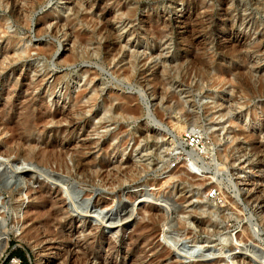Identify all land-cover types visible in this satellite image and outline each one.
<instances>
[{
    "label": "rangeland",
    "instance_id": "1",
    "mask_svg": "<svg viewBox=\"0 0 264 264\" xmlns=\"http://www.w3.org/2000/svg\"><path fill=\"white\" fill-rule=\"evenodd\" d=\"M5 158L0 264H264V0H0Z\"/></svg>",
    "mask_w": 264,
    "mask_h": 264
},
{
    "label": "bare ground",
    "instance_id": "2",
    "mask_svg": "<svg viewBox=\"0 0 264 264\" xmlns=\"http://www.w3.org/2000/svg\"><path fill=\"white\" fill-rule=\"evenodd\" d=\"M24 57V56H23ZM143 102H144V100H143ZM144 104H145V102H144ZM148 108L146 107V110H147ZM151 118V117H150ZM155 122V121H154ZM160 122V121H159ZM175 128H176V131H178V134L183 130V127L181 126V125H175ZM182 132H184V130L182 131ZM214 139V138H213ZM215 140V139H214ZM216 143V142H215ZM213 149V148H212ZM210 152V151H209ZM209 152H207V153H204V155H209ZM29 154V153H28ZM25 156V155H24ZM186 157H187V161H186V163L185 164H187L191 169H195L197 166H202V167H204L205 166V168L206 167H211V166H209V164H207V163H205V161H204V158H201L200 156H199V154L198 153H196V152H189V153H186ZM205 158H206V156H205ZM2 159V158H1ZM0 159V169L2 170V174L1 175H5V176H7V179H6V181H7V184L8 183H11V180L14 178L13 176H20V178L22 179H24V174H25V171H22V169L21 168H17V166L14 164H12V162L7 158H5L4 160H1ZM22 161V160H21ZM17 162V161H16ZM4 163H8L9 164V168H5V166H3L4 165ZM14 163V162H13ZM213 163V162H212ZM16 164H18V163H16ZM216 165V164H215ZM1 166L3 167V168H1ZM213 166V165H212ZM213 167H215V166H213ZM35 168H37V167H35ZM38 169V168H37ZM201 169V168H200ZM209 169V168H208ZM41 170V169H40ZM80 171L79 172H81V169H79ZM42 171V170H41ZM83 171V170H82ZM43 172V171H42ZM84 172V171H83ZM47 177H51V174H49V173H47V172H43ZM87 174V173H86ZM54 177V176H53ZM58 179V178H57ZM89 179H90V177H89ZM88 179V180H89ZM59 180V179H58ZM93 180V179H92ZM10 181V182H9ZM24 182V181H23ZM22 182V183H23ZM21 183V181H16L15 183H14V189L13 190H16V191H18V192H20L23 188H28V185H26L27 183H23L22 184ZM62 185L64 186V185H66V186H64V191H65V194H66V196H67V198L70 200V202H71V205H70V209L73 211V212H75V213H77L80 217H85V215H88V214H92L93 215V217H92V220L93 221H95V222H99V220L101 219H103V215H102V211H100L98 208H97V204H96V202L94 203V202H91L90 203V200L88 199V201L86 200L83 204H78L77 203V201H76V199L78 198V193L69 185H67V184H64V183H62ZM38 192V191H37ZM29 193V192H28ZM142 196H144L143 194L141 195V197ZM152 197V196H151ZM138 202V201H137ZM121 204V203H120ZM134 206H136V203L134 202V203H131V205H130V207L132 208V207H134ZM129 207V206H128ZM119 208V207H118ZM93 210V211H92ZM119 210H120V208H119ZM122 210V209H121ZM117 211H118V209H117ZM119 212V211H118ZM121 212V211H120ZM112 214H110V216H111ZM130 215H132V214H130ZM108 216V215H107ZM108 218H109V216H108ZM116 218L117 217H115L113 220H116ZM120 218V217H119ZM112 220V219H111ZM68 222H72V219H70L69 218V220H68ZM73 223V222H72ZM71 226V225H70ZM2 232H1V228H0V244L1 243H3L2 242ZM226 236L227 237H230L228 234H226ZM96 238V237H95ZM185 241L183 240L182 241V245H183V243H184ZM192 244V243H191ZM177 246V245H176ZM176 248V247H175ZM180 251H181V253H182V255H183V257L185 258V259H189V260H192V258L194 257V252H196V250H198V248L195 246V244L194 245H188L187 243H185L182 247H180V249H179ZM214 251V250H213ZM220 251V250H219ZM198 253V252H197ZM199 253H202V252H199ZM207 254V253H206ZM204 254L202 253V254H198V257H202ZM261 255H262V253H258L257 255H255V258L256 259H259V258H261ZM79 256V255H78ZM248 260V259H247ZM249 264H252L251 263V261L249 260Z\"/></svg>",
    "mask_w": 264,
    "mask_h": 264
},
{
    "label": "built area",
    "instance_id": "3",
    "mask_svg": "<svg viewBox=\"0 0 264 264\" xmlns=\"http://www.w3.org/2000/svg\"><path fill=\"white\" fill-rule=\"evenodd\" d=\"M186 140L188 141L187 145L189 147H192V146H196L197 145V140H196V137H194L193 135L192 136H186ZM214 195V192L211 191L207 194V196L209 198H212ZM14 264H18V262H16L15 260H12Z\"/></svg>",
    "mask_w": 264,
    "mask_h": 264
},
{
    "label": "trees",
    "instance_id": "4",
    "mask_svg": "<svg viewBox=\"0 0 264 264\" xmlns=\"http://www.w3.org/2000/svg\"><path fill=\"white\" fill-rule=\"evenodd\" d=\"M17 257L19 260V264H29L27 258L25 257V255L22 251L17 250Z\"/></svg>",
    "mask_w": 264,
    "mask_h": 264
}]
</instances>
